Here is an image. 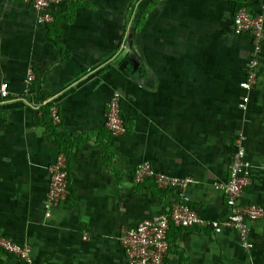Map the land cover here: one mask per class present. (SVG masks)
Here are the masks:
<instances>
[{
    "label": "crops",
    "instance_id": "crops-1",
    "mask_svg": "<svg viewBox=\"0 0 264 264\" xmlns=\"http://www.w3.org/2000/svg\"><path fill=\"white\" fill-rule=\"evenodd\" d=\"M263 4L61 0L45 24L30 3L0 0V82L12 92L0 98V235L30 243L34 264H128L120 228L168 212L177 197L153 177L135 182L134 167L150 161L156 171L192 176L193 206L207 219L222 218L228 205L218 185L229 177L237 133L246 137L253 177L243 199L264 206V49L243 106L247 91L239 81L252 42L233 22L240 5L259 13ZM130 33L141 62L126 75L112 61ZM29 70L35 81L27 92ZM116 91L127 128L112 139L105 121ZM60 152L68 158L70 192L46 217L49 166ZM248 225L253 258L234 229L172 223L168 260L264 264V218ZM0 264L26 262L0 249Z\"/></svg>",
    "mask_w": 264,
    "mask_h": 264
},
{
    "label": "built area",
    "instance_id": "built-area-1",
    "mask_svg": "<svg viewBox=\"0 0 264 264\" xmlns=\"http://www.w3.org/2000/svg\"><path fill=\"white\" fill-rule=\"evenodd\" d=\"M30 3L37 12L41 23H49L54 20L52 6L61 0H22ZM234 31L238 34H248L251 37L252 51L246 63L245 77L239 81L240 87L247 91L243 97V106L250 100V91L255 89L260 66L262 51L264 49V4L261 12H253L247 5H240L234 16ZM27 92L32 91L35 81L33 70L28 71ZM12 95L9 83L0 82V98H8ZM50 113L56 122H60L56 105L50 107ZM126 117L121 103V95L114 92L107 102L106 127L111 138L125 133ZM246 137L243 133H237L234 137V152L227 162L229 177L218 186L223 190L228 205V213L222 218L207 219L193 206L189 193V187L193 183L190 175L178 176L162 171H156L150 161L139 162L135 167L132 179L135 182H143L148 177H153L160 187H172L177 191V197L173 199L168 212H163L154 218H144L134 226L123 225L119 231V241L124 249L128 264H170L168 229L171 224L177 226H193L196 224L214 228L220 231L224 228L236 230L242 244L254 256L251 249L254 247L250 239V219L264 218V206L257 202L244 201L243 195L252 185L253 177L249 170V161L246 157ZM50 185L43 199V207L46 217H52L55 209L67 197L70 192V173L68 158L64 152H60L56 160L49 166ZM0 246L23 259L26 264H34L32 245L28 242H18L10 236L0 235Z\"/></svg>",
    "mask_w": 264,
    "mask_h": 264
},
{
    "label": "water",
    "instance_id": "water-1",
    "mask_svg": "<svg viewBox=\"0 0 264 264\" xmlns=\"http://www.w3.org/2000/svg\"><path fill=\"white\" fill-rule=\"evenodd\" d=\"M127 44L128 47L121 49L117 56L113 59L112 63L116 65L124 74L130 75L131 73L129 71L132 68V64H138L140 66L141 58L136 51H131L132 33L129 35Z\"/></svg>",
    "mask_w": 264,
    "mask_h": 264
},
{
    "label": "trees",
    "instance_id": "trees-1",
    "mask_svg": "<svg viewBox=\"0 0 264 264\" xmlns=\"http://www.w3.org/2000/svg\"><path fill=\"white\" fill-rule=\"evenodd\" d=\"M134 7H135V3H131L130 8H129V12H130V13L133 11ZM47 106H48V105H47ZM48 109H49V107H47V111H48V113H47V117L50 116V113H49V110H48ZM48 114H49V115H48ZM50 119L53 120L51 116H50ZM105 156H106V154H105ZM156 184H157V183H156ZM0 249L4 250V251L7 252V253H10L8 250H6L5 248H3V247H1V246H0ZM11 254H12V253H11Z\"/></svg>",
    "mask_w": 264,
    "mask_h": 264
},
{
    "label": "rangeland",
    "instance_id": "rangeland-1",
    "mask_svg": "<svg viewBox=\"0 0 264 264\" xmlns=\"http://www.w3.org/2000/svg\"><path fill=\"white\" fill-rule=\"evenodd\" d=\"M253 258V257H252Z\"/></svg>",
    "mask_w": 264,
    "mask_h": 264
}]
</instances>
